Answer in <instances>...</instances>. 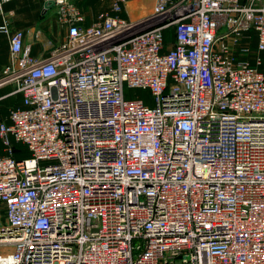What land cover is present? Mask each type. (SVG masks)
Here are the masks:
<instances>
[{"label":"built area","instance_id":"1","mask_svg":"<svg viewBox=\"0 0 264 264\" xmlns=\"http://www.w3.org/2000/svg\"><path fill=\"white\" fill-rule=\"evenodd\" d=\"M45 1L66 38L38 57L0 24V264H264V0Z\"/></svg>","mask_w":264,"mask_h":264},{"label":"crops","instance_id":"2","mask_svg":"<svg viewBox=\"0 0 264 264\" xmlns=\"http://www.w3.org/2000/svg\"><path fill=\"white\" fill-rule=\"evenodd\" d=\"M131 1L132 0H129L128 3L122 7V11L118 13L120 17L133 20L134 16L147 12L149 13L152 10L151 5L146 3L142 12H136L130 7ZM73 2L84 14L85 25L96 22L98 15L102 12L111 13V6L109 8L108 0H73ZM45 3H47L45 0H11L5 3L0 11V24L3 16H5L11 30H21L24 32L23 41L29 38L32 39L34 36H40V38L34 41L35 43L26 44L24 42L25 45L30 46V53L33 57H38L40 55L41 42L45 39H51L55 44H60L66 38L65 27L56 22V7L49 3L45 6ZM11 11L12 13H9ZM8 53L7 38L3 34H0V72L6 64ZM260 56L262 60L261 65L263 64L262 67L264 70V52H262ZM19 106H21V95L16 92V89H10L9 87L0 89V122L7 121L10 109ZM5 154H7V152L0 139V156H4Z\"/></svg>","mask_w":264,"mask_h":264},{"label":"rangeland","instance_id":"3","mask_svg":"<svg viewBox=\"0 0 264 264\" xmlns=\"http://www.w3.org/2000/svg\"><path fill=\"white\" fill-rule=\"evenodd\" d=\"M113 2V0H108V6L110 8L111 6V3ZM264 2V1H263ZM146 3L150 4L151 5V8H152V4H153V0H132L131 3H130V7H132L136 12H142L146 6ZM108 8V9H109ZM148 13V12H147ZM147 13L145 14H141V15H136V16H132L134 19L136 18H140L144 15H146ZM133 19V20H134ZM56 22L57 24L58 21H57V18H56ZM60 25V24H59ZM172 34H173V30L172 29H168L167 32H166V40H170L172 38ZM248 39L250 38L251 40V34L250 32L248 33ZM40 38L39 37H36L34 36V38H29L28 40H25L24 42L27 44V43H35L34 41L36 39ZM252 44H253V41H252ZM9 62H10V56H9V53H8V56H7V61H6V64L5 66L3 67V69L1 70L0 72V89L3 88V87H9L10 89H16V81L14 79V77H12V75H9L8 72H7V67L9 65ZM125 96L127 98H131V97H140L142 99H144L145 101H147L149 104L151 103V97L148 93V91H145V90H141V89H127L125 87Z\"/></svg>","mask_w":264,"mask_h":264},{"label":"trees","instance_id":"4","mask_svg":"<svg viewBox=\"0 0 264 264\" xmlns=\"http://www.w3.org/2000/svg\"><path fill=\"white\" fill-rule=\"evenodd\" d=\"M262 66L263 64L259 68L260 70L264 71ZM12 156L15 159H22L28 157V152L23 145L16 142H12Z\"/></svg>","mask_w":264,"mask_h":264},{"label":"water","instance_id":"5","mask_svg":"<svg viewBox=\"0 0 264 264\" xmlns=\"http://www.w3.org/2000/svg\"><path fill=\"white\" fill-rule=\"evenodd\" d=\"M46 4H47V3H45V6H46ZM49 4H50V5H53V3H52V2H50Z\"/></svg>","mask_w":264,"mask_h":264}]
</instances>
